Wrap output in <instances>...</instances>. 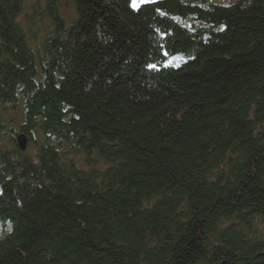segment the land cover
<instances>
[{"label": "trees", "instance_id": "trees-1", "mask_svg": "<svg viewBox=\"0 0 264 264\" xmlns=\"http://www.w3.org/2000/svg\"><path fill=\"white\" fill-rule=\"evenodd\" d=\"M68 1L0 0V264H264V0Z\"/></svg>", "mask_w": 264, "mask_h": 264}, {"label": "rangeland", "instance_id": "rangeland-1", "mask_svg": "<svg viewBox=\"0 0 264 264\" xmlns=\"http://www.w3.org/2000/svg\"><path fill=\"white\" fill-rule=\"evenodd\" d=\"M52 1V0H51ZM50 0H25L24 9L22 15L19 17V23L22 29L25 31L31 47H35V50L39 48L40 41L49 34L54 28V20L50 16L51 9H48L51 3ZM152 0H146L150 2ZM217 4H232L237 0H210ZM50 2V3H49ZM145 3V2H144ZM142 4V3H141ZM57 14L64 21L65 24L71 23L76 18V11L73 3L68 0H57ZM55 29V28H54ZM38 46V47H37ZM39 58V51L37 52ZM36 58V62H38ZM174 61V60H173ZM176 61V59H175ZM0 114H3L2 121L4 122L3 131L0 136V149L10 150L14 149L16 145V139L18 135L11 133V129H17L23 122V111L18 108L10 111L7 108H0ZM30 145V142H28ZM28 151L36 154V148L31 144ZM79 162H83V158L79 159ZM258 231L261 235H264L263 225L258 226ZM3 229L0 225V234ZM1 237V235H0Z\"/></svg>", "mask_w": 264, "mask_h": 264}, {"label": "water", "instance_id": "water-1", "mask_svg": "<svg viewBox=\"0 0 264 264\" xmlns=\"http://www.w3.org/2000/svg\"><path fill=\"white\" fill-rule=\"evenodd\" d=\"M17 146L20 149V151H25L28 146V139L26 138L25 135L21 134L17 137L16 139Z\"/></svg>", "mask_w": 264, "mask_h": 264}, {"label": "snow or ice", "instance_id": "snow-or-ice-1", "mask_svg": "<svg viewBox=\"0 0 264 264\" xmlns=\"http://www.w3.org/2000/svg\"><path fill=\"white\" fill-rule=\"evenodd\" d=\"M146 2V0H131V7L133 9H137L141 3ZM165 55L167 56L168 54L165 53ZM174 59H183L182 57H176ZM150 67H152L153 69L155 68V65H150Z\"/></svg>", "mask_w": 264, "mask_h": 264}]
</instances>
